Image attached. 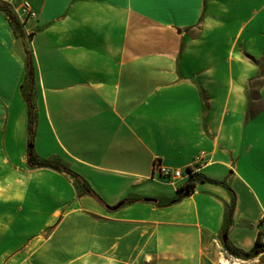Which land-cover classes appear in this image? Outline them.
I'll return each instance as SVG.
<instances>
[{
	"label": "crops",
	"instance_id": "1",
	"mask_svg": "<svg viewBox=\"0 0 264 264\" xmlns=\"http://www.w3.org/2000/svg\"><path fill=\"white\" fill-rule=\"evenodd\" d=\"M0 1V264H264V0Z\"/></svg>",
	"mask_w": 264,
	"mask_h": 264
},
{
	"label": "trees",
	"instance_id": "2",
	"mask_svg": "<svg viewBox=\"0 0 264 264\" xmlns=\"http://www.w3.org/2000/svg\"><path fill=\"white\" fill-rule=\"evenodd\" d=\"M0 9L4 10L7 13V16L11 22V25L13 27V29L17 32L19 30H22V24L20 23L18 17L16 16V14L14 13V11L11 9V7L9 6V4L7 2H3L0 1ZM31 57L28 56L27 58V75L31 76L33 75V67L31 65ZM28 100V99H27ZM29 101V100H28ZM30 103V102H29ZM30 108H32L29 105ZM34 115L32 110L30 109L29 111V126H28V131H29V140H28V148H27V157H28V164L31 168H50V169H54L57 171H62V172H66L69 175L73 176L76 179V183L78 186L80 187H84L85 188V183L82 180V178L77 175L76 173H74L73 171H71L70 169H68L64 164H62L59 161H56L54 159H39L37 157V155L34 152ZM205 178L199 176L198 174H195L194 176H192L188 182L186 183L185 187L182 188L180 191H185V193H189L190 191H193L195 188V182L197 180H203ZM90 190H88L89 192ZM179 192V195L176 199L172 200V202H178L185 194ZM90 193H92L90 191ZM227 250L238 257H242V258H253L255 256H257L259 253H261L262 251H264V244L261 242L260 237L257 240V242L255 243V246L248 252H244L242 250H237V249H232L230 247H227Z\"/></svg>",
	"mask_w": 264,
	"mask_h": 264
},
{
	"label": "built area",
	"instance_id": "3",
	"mask_svg": "<svg viewBox=\"0 0 264 264\" xmlns=\"http://www.w3.org/2000/svg\"><path fill=\"white\" fill-rule=\"evenodd\" d=\"M18 17L20 19L24 17H30L32 15L31 9L29 4L25 3L21 8H18L16 11ZM201 158H197L196 164L198 165L200 163ZM197 166L192 165L187 171L186 174L183 173L179 169H174L172 167L164 166L160 160H155L153 164V173L159 175L163 179H166L168 181H174L177 179H184V178H191L195 174H197ZM239 260L234 259L230 260L226 256H223L222 264H236L239 263Z\"/></svg>",
	"mask_w": 264,
	"mask_h": 264
},
{
	"label": "rangeland",
	"instance_id": "4",
	"mask_svg": "<svg viewBox=\"0 0 264 264\" xmlns=\"http://www.w3.org/2000/svg\"><path fill=\"white\" fill-rule=\"evenodd\" d=\"M4 209L7 210V211H10V209H8L7 207H4ZM5 210H4V211H5Z\"/></svg>",
	"mask_w": 264,
	"mask_h": 264
}]
</instances>
